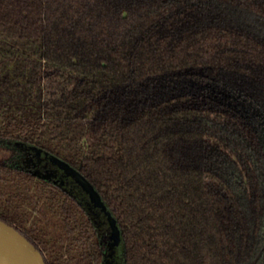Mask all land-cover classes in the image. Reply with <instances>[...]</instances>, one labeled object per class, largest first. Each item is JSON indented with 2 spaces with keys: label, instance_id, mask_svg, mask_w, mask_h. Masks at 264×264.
<instances>
[{
  "label": "trees",
  "instance_id": "trees-1",
  "mask_svg": "<svg viewBox=\"0 0 264 264\" xmlns=\"http://www.w3.org/2000/svg\"><path fill=\"white\" fill-rule=\"evenodd\" d=\"M30 146L98 190L123 264H264V0H0V155ZM88 203L0 160L47 264H102Z\"/></svg>",
  "mask_w": 264,
  "mask_h": 264
},
{
  "label": "water",
  "instance_id": "water-1",
  "mask_svg": "<svg viewBox=\"0 0 264 264\" xmlns=\"http://www.w3.org/2000/svg\"><path fill=\"white\" fill-rule=\"evenodd\" d=\"M33 148L36 154L56 166L64 177L70 178L76 183L84 195L88 197L90 205L104 214L110 226L107 257L110 258L113 255L116 259L118 256L123 258V238L120 227L94 185L78 169L64 159L46 149L36 146H33ZM0 258L6 264H47L41 250L16 227L1 218ZM108 264H113V262L108 261Z\"/></svg>",
  "mask_w": 264,
  "mask_h": 264
},
{
  "label": "flooded vegetation",
  "instance_id": "flooded-vegetation-1",
  "mask_svg": "<svg viewBox=\"0 0 264 264\" xmlns=\"http://www.w3.org/2000/svg\"><path fill=\"white\" fill-rule=\"evenodd\" d=\"M27 151H22L21 154L14 156L12 152L10 153H4L0 155V160L6 163H11L12 165L33 171L35 174H37L40 177H43L44 174H47V176H50L48 179H51L53 181H56V183L62 185L66 190L75 193V190L78 191V193L81 192L80 188L77 186L76 183H74L70 178H66L62 175V172L59 171L56 166L52 165L49 161H47L44 157L39 156L36 154V152L32 151L30 148L25 149ZM51 175H53L51 177ZM89 208H93L90 203H88ZM95 209V208H93ZM99 212H101L99 209H97ZM102 213V212H101ZM104 216V214L102 213ZM105 217V216H104ZM106 218V217H105ZM107 232L102 235L101 242L104 247V261L102 264H108V261L113 262V264H123V258H114L113 255L107 257V243L109 241V231L110 226L107 221ZM123 257V254H122Z\"/></svg>",
  "mask_w": 264,
  "mask_h": 264
},
{
  "label": "rangeland",
  "instance_id": "rangeland-1",
  "mask_svg": "<svg viewBox=\"0 0 264 264\" xmlns=\"http://www.w3.org/2000/svg\"><path fill=\"white\" fill-rule=\"evenodd\" d=\"M9 143H12V141H8ZM15 143H18V142H16V141H14ZM32 151H34V148H33V146H30L29 147ZM35 152V151H34ZM53 175H51V177H52ZM43 177H46V178H49L50 176H47V174H44V176ZM75 194H78L79 195V193H78V191L77 190H75ZM88 207V210L90 211V212H92L91 211V209H89V206H87ZM93 213V212H92ZM95 216V215H94Z\"/></svg>",
  "mask_w": 264,
  "mask_h": 264
},
{
  "label": "bare ground",
  "instance_id": "bare-ground-1",
  "mask_svg": "<svg viewBox=\"0 0 264 264\" xmlns=\"http://www.w3.org/2000/svg\"><path fill=\"white\" fill-rule=\"evenodd\" d=\"M0 264H6L4 260L0 258Z\"/></svg>",
  "mask_w": 264,
  "mask_h": 264
}]
</instances>
